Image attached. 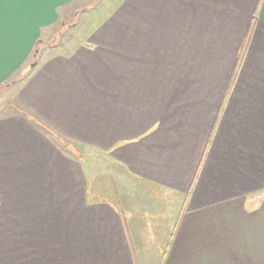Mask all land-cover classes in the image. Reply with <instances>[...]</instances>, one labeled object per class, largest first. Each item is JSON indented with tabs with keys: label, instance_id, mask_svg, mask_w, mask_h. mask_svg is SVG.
I'll return each mask as SVG.
<instances>
[{
	"label": "crops",
	"instance_id": "crops-1",
	"mask_svg": "<svg viewBox=\"0 0 264 264\" xmlns=\"http://www.w3.org/2000/svg\"><path fill=\"white\" fill-rule=\"evenodd\" d=\"M107 1L0 0V264H264V0Z\"/></svg>",
	"mask_w": 264,
	"mask_h": 264
},
{
	"label": "rangeland",
	"instance_id": "rangeland-1",
	"mask_svg": "<svg viewBox=\"0 0 264 264\" xmlns=\"http://www.w3.org/2000/svg\"><path fill=\"white\" fill-rule=\"evenodd\" d=\"M96 0H93V2H91L89 5H92V3H94ZM112 1H117V0H108L107 3L109 4V6H105L106 8L111 7V2ZM88 1L83 2L82 4H88ZM92 8V7H91ZM91 8H88L87 10L90 11ZM98 14V13H97ZM99 15V14H98ZM85 16L84 11H80L78 14L77 18H74L72 16H68L66 18L65 21H70V22H66V26H63V30L62 33H56L55 35H53V37L49 40H47V38L44 39L43 43H45V46H52L55 43H64L66 41V39L68 37H75L74 38V44L78 43V41L80 40V38L78 37V35L80 34V30L82 31V29H80L81 26V21L83 19V17ZM71 19H73V21H71ZM68 23V24H67ZM74 23V24H73ZM70 24H73L71 26H69ZM61 28V27H59ZM57 37V38H56ZM36 51H39V53H41V49L42 44H39L35 47ZM36 54L34 56H32L31 59V65L32 62H35L37 60L40 59L41 55L40 54ZM19 78H21V76H15V78L13 79V81H17ZM12 83V81H11ZM16 99V95H15V90L14 88L10 89L9 91H5L3 88L0 89V104H3L4 106L6 104L11 103V101H14ZM65 142L62 143V145L64 147H68V144H64ZM79 153H80V158L83 163L84 166V170L86 172L87 175H95V176H102V179H106L110 176H113L114 178H116V175L112 172L111 169H108L106 167L107 163V157L105 156L104 152L101 151H95L92 150L90 148H85V150H81L79 148H75ZM143 208H145V206H142Z\"/></svg>",
	"mask_w": 264,
	"mask_h": 264
},
{
	"label": "trees",
	"instance_id": "trees-1",
	"mask_svg": "<svg viewBox=\"0 0 264 264\" xmlns=\"http://www.w3.org/2000/svg\"><path fill=\"white\" fill-rule=\"evenodd\" d=\"M37 42H39V40L37 41ZM36 49V48H35ZM36 50H34V54H33V56L36 54ZM32 65H35V62H33V64ZM66 143V142H65ZM64 143V144H65ZM66 144H68V149H69V151L73 154V155H75V156H77V157H79L80 158V153L75 149V147L72 145V144H69V143H66Z\"/></svg>",
	"mask_w": 264,
	"mask_h": 264
}]
</instances>
